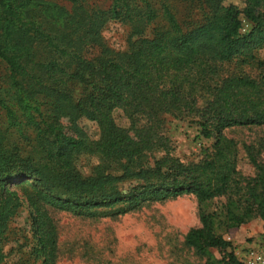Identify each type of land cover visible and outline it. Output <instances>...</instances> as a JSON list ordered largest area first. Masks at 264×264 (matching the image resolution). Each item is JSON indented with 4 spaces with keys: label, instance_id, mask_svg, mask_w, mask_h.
<instances>
[{
    "label": "trees",
    "instance_id": "obj_1",
    "mask_svg": "<svg viewBox=\"0 0 264 264\" xmlns=\"http://www.w3.org/2000/svg\"><path fill=\"white\" fill-rule=\"evenodd\" d=\"M229 1L0 0V264L19 232L18 264H56L54 211L116 218L186 195L199 226L184 246L242 264L224 234L259 219L264 235V143L244 147L254 175L242 178L224 132L264 130V0ZM167 118L193 123L210 150L173 156ZM82 156L97 161L87 176ZM21 208L24 233L11 226Z\"/></svg>",
    "mask_w": 264,
    "mask_h": 264
},
{
    "label": "rangeland",
    "instance_id": "obj_2",
    "mask_svg": "<svg viewBox=\"0 0 264 264\" xmlns=\"http://www.w3.org/2000/svg\"><path fill=\"white\" fill-rule=\"evenodd\" d=\"M228 3L241 7L237 0ZM242 23L241 32L245 33L250 26L244 20ZM104 35L114 48L125 45V33L119 25H111ZM258 56L264 61V49L258 51ZM117 116L122 120L120 115ZM81 126L89 136L96 137L94 124L83 121ZM163 131L171 141L173 156L184 163L197 161L212 145L211 140L198 136L197 127L189 121L167 118ZM224 135L238 146L239 175L242 178L253 177L254 169L247 160L244 147L258 148L264 143V130L239 128L227 130ZM259 160L264 162V149ZM96 163L95 159L82 156L77 160V168L87 176ZM6 185L11 187L12 182ZM215 205L208 210L211 211ZM51 216L57 232L56 264H205V260L184 246L186 233L199 226L197 204L190 195L147 204L116 218L90 219L65 211H54ZM11 226L23 233L26 227L29 228L30 220L24 208L19 209ZM21 234L19 232L16 242L5 248L8 255L4 264H18L17 251L21 244H25ZM224 239L231 244L233 254L242 264H248L250 257L264 251L259 219L228 231ZM212 253L216 259L221 258L217 251Z\"/></svg>",
    "mask_w": 264,
    "mask_h": 264
},
{
    "label": "built area",
    "instance_id": "obj_3",
    "mask_svg": "<svg viewBox=\"0 0 264 264\" xmlns=\"http://www.w3.org/2000/svg\"><path fill=\"white\" fill-rule=\"evenodd\" d=\"M248 264H264V251L250 257Z\"/></svg>",
    "mask_w": 264,
    "mask_h": 264
}]
</instances>
